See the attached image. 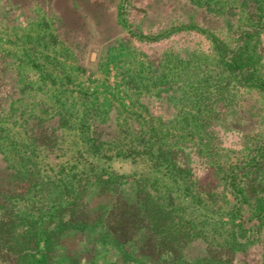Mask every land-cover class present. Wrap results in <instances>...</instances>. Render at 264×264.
Instances as JSON below:
<instances>
[{"label":"rangeland","instance_id":"1","mask_svg":"<svg viewBox=\"0 0 264 264\" xmlns=\"http://www.w3.org/2000/svg\"><path fill=\"white\" fill-rule=\"evenodd\" d=\"M261 5L127 0L123 18L121 0H0V187H19L6 199L25 218L77 197L87 225L62 230L60 255L123 261L100 225L119 196L189 262L231 248L233 264H264V191H245L236 245L230 191L246 188L251 158L264 163V92L240 84L209 37L232 47ZM129 28L171 33L140 41ZM248 52L264 82V30ZM250 214L263 217L252 237Z\"/></svg>","mask_w":264,"mask_h":264},{"label":"trees","instance_id":"2","mask_svg":"<svg viewBox=\"0 0 264 264\" xmlns=\"http://www.w3.org/2000/svg\"><path fill=\"white\" fill-rule=\"evenodd\" d=\"M258 1L264 2V0ZM126 4L127 0H121L123 18ZM257 9L252 14V21L238 28L237 38L232 47L227 46L214 35L210 34L209 37L219 53V60L224 68L237 75L240 84L264 92V82L253 75L252 59L248 52L249 41L264 30V5ZM128 33L140 41H157L171 31L146 35L129 28ZM258 155L246 163V172L250 176L246 188L243 189L235 184V181L230 185V191L237 203H241L240 208L236 207L234 211L238 217L233 238L234 245L241 239H248L243 233L245 228L241 214L246 192L264 191V163L258 161ZM18 191L19 187L14 183L6 189L0 187V264H77V257L69 255L64 250V255H60L62 251L60 239L66 237L62 230H70L77 226L82 229L87 225L85 216H81V210H77L78 212L75 210L77 197L66 204L52 203L50 208L53 211L47 220L40 218L39 214L35 218H25L20 216L18 208H15L16 205L6 199L10 194L18 195ZM111 202L109 217L107 216L108 218L100 225L101 228L103 227L104 237H111L110 242L118 248L120 258H123V261L119 259L112 264H233L231 248L209 250L193 262L185 260L181 256L180 248L165 246L163 238L159 237L160 225L157 221L151 224L146 212L141 210L140 206L130 205L127 199L119 196L113 197ZM247 219L249 225L255 227L253 231L251 230L252 237L256 233L255 230H258V224L263 223V217L253 214ZM54 220L57 223L50 227L49 223ZM96 225L98 224H94L95 227ZM85 260L87 261V258Z\"/></svg>","mask_w":264,"mask_h":264}]
</instances>
